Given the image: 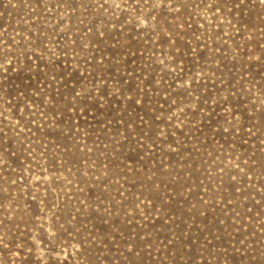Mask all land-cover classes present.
<instances>
[{"label": "rangeland", "instance_id": "rangeland-1", "mask_svg": "<svg viewBox=\"0 0 264 264\" xmlns=\"http://www.w3.org/2000/svg\"><path fill=\"white\" fill-rule=\"evenodd\" d=\"M0 264H264V0H0Z\"/></svg>", "mask_w": 264, "mask_h": 264}]
</instances>
